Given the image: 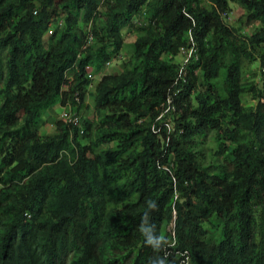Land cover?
<instances>
[{
  "label": "trees",
  "instance_id": "16d2710c",
  "mask_svg": "<svg viewBox=\"0 0 264 264\" xmlns=\"http://www.w3.org/2000/svg\"><path fill=\"white\" fill-rule=\"evenodd\" d=\"M232 4L253 34L228 24ZM125 29L131 66L101 77L81 128L42 136L50 109L83 106ZM0 264H264V0H0Z\"/></svg>",
  "mask_w": 264,
  "mask_h": 264
},
{
  "label": "rangeland",
  "instance_id": "374dc122",
  "mask_svg": "<svg viewBox=\"0 0 264 264\" xmlns=\"http://www.w3.org/2000/svg\"><path fill=\"white\" fill-rule=\"evenodd\" d=\"M207 5H209L208 2L205 3V6ZM231 6H232V9H231L230 15L227 17L228 24H230L233 27L240 28L241 29L240 34L242 35L253 34L258 28V26L257 25L245 26L244 25V22L246 19L245 10H243L237 4H232ZM102 14L105 15V11H103ZM145 21L146 19L142 17L140 18L139 23L142 24ZM101 24L104 26L105 22L103 21ZM57 26H58V23H55L51 29L55 30ZM80 26H82L85 30H90L89 26H86V25L83 26L82 24ZM138 34L139 33L136 29L134 30L125 29L124 30L125 42H124V47L121 51V56L118 59L112 60L110 65L104 66L101 70L92 72V74L90 75L92 84L87 90V94H86L83 106L80 109H79V106L73 107L69 105L66 107H62L58 104L57 106L53 107L52 109H50L48 112L45 113L40 123V127H39V133L42 136L53 135L56 133L57 121L62 120V115L65 112H70L71 115L79 114L80 119H81V125L83 126L84 121L90 115H92L95 111V88H96L97 82L101 79V77L104 74H118L124 71L125 68L131 66L130 64L132 62V55L134 53V43L138 37ZM49 36L50 35L47 34L46 39ZM257 52L258 51L256 50V53ZM187 58H188L187 55L186 56L178 55V57L174 59V62L175 63L177 62L180 65V67L183 68L185 64V60ZM165 59L171 60V58L167 56L165 57ZM243 62H244V82L245 84L249 86V85H253L259 82L261 78V73H262L259 60L257 59L253 61L244 60ZM243 101H244V105L247 107L254 106L255 104L253 95L251 93L245 94L243 96ZM210 136L213 137L215 136V134L212 133ZM81 142L86 143L87 140L83 138ZM208 146L213 149L215 148V141L211 137H209L208 139ZM207 154H208V160L210 161L212 154L209 152ZM174 227H175V224L173 222L171 225L166 227L164 234L172 233ZM206 228L208 229V233H209L208 234L209 242L210 243L217 242L220 238V228H221L220 220L214 219L211 223L206 225Z\"/></svg>",
  "mask_w": 264,
  "mask_h": 264
},
{
  "label": "built area",
  "instance_id": "2783aa9c",
  "mask_svg": "<svg viewBox=\"0 0 264 264\" xmlns=\"http://www.w3.org/2000/svg\"><path fill=\"white\" fill-rule=\"evenodd\" d=\"M101 1H102V3H114L116 0H101ZM99 11L101 13H103L104 9L101 8ZM59 25L60 26L63 25V20L60 21ZM52 33H53V30H50L48 34L51 35ZM188 38H189L188 47L182 48L181 52L179 54V55H183V56H186V55L188 56V58L185 60L184 66L187 65L192 58H196L197 59V54H198L196 43H195V40H194L191 32L188 34ZM92 42H93V36L90 35V37H89V45L92 44ZM108 65H110V63ZM184 66H183V68H184ZM62 120L65 121V122H68V123H72L74 126H77L79 128L82 127L81 119H80V117L76 116V114L71 115L70 112H65L62 115ZM82 133H83V131L81 130L80 134H82Z\"/></svg>",
  "mask_w": 264,
  "mask_h": 264
}]
</instances>
